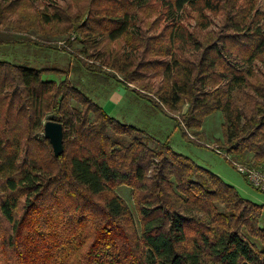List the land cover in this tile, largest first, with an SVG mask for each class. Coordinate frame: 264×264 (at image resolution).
<instances>
[{"label":"trees","instance_id":"obj_1","mask_svg":"<svg viewBox=\"0 0 264 264\" xmlns=\"http://www.w3.org/2000/svg\"><path fill=\"white\" fill-rule=\"evenodd\" d=\"M53 1L0 0V49L63 51L77 64L57 81L0 57V264H264V205L119 122L70 77L117 80L192 141L221 112L220 147L264 171L260 0ZM49 120L65 126L60 157Z\"/></svg>","mask_w":264,"mask_h":264},{"label":"rangeland","instance_id":"obj_2","mask_svg":"<svg viewBox=\"0 0 264 264\" xmlns=\"http://www.w3.org/2000/svg\"><path fill=\"white\" fill-rule=\"evenodd\" d=\"M53 3L64 8V6H68L67 3H71V0H55ZM260 5L264 9V0H260ZM55 45L57 46V43ZM82 46L80 41H75L68 50L76 53ZM58 47L64 49L62 44H58ZM114 47L117 48L112 44L111 47L107 45V48H103L112 50ZM4 55L11 61L24 62L30 60L34 67L52 68L55 70L54 73L46 75L45 78L57 81L64 78L62 76L64 71H70L71 67L77 65L71 55L63 51H42L33 47L11 46L0 49V57L4 58ZM57 70L61 72H57ZM150 74L153 75V73ZM118 75L121 77L120 74ZM70 77L74 82H80V87L87 92L89 97L119 122L144 130L157 141H170L174 150L219 175L225 182L235 186L244 198L256 204L264 205V192L256 189L240 173L234 162L231 161L233 157L218 144L219 140L224 139V118L221 112L210 115L206 119L203 131L201 130L202 136L198 137V135L188 132L189 136L195 140L192 141L184 134V128L179 125L175 118L159 110L132 90H128L117 80L110 79L108 83H104L85 71L78 74L72 73ZM131 86L132 88L139 87L134 84ZM187 108L188 106L184 108V112ZM179 114L177 117L180 116ZM120 189V194L135 211V198L132 189L126 186Z\"/></svg>","mask_w":264,"mask_h":264},{"label":"water","instance_id":"obj_3","mask_svg":"<svg viewBox=\"0 0 264 264\" xmlns=\"http://www.w3.org/2000/svg\"><path fill=\"white\" fill-rule=\"evenodd\" d=\"M44 134L50 140L54 153L60 157L65 152V126L63 123L49 120L45 124Z\"/></svg>","mask_w":264,"mask_h":264},{"label":"built area","instance_id":"obj_4","mask_svg":"<svg viewBox=\"0 0 264 264\" xmlns=\"http://www.w3.org/2000/svg\"><path fill=\"white\" fill-rule=\"evenodd\" d=\"M234 164L256 189L264 192V171L235 161Z\"/></svg>","mask_w":264,"mask_h":264},{"label":"crops","instance_id":"obj_5","mask_svg":"<svg viewBox=\"0 0 264 264\" xmlns=\"http://www.w3.org/2000/svg\"><path fill=\"white\" fill-rule=\"evenodd\" d=\"M58 54H61V53H58Z\"/></svg>","mask_w":264,"mask_h":264}]
</instances>
